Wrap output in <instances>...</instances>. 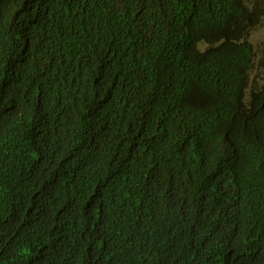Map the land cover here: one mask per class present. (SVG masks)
<instances>
[{
    "label": "trees",
    "instance_id": "1",
    "mask_svg": "<svg viewBox=\"0 0 264 264\" xmlns=\"http://www.w3.org/2000/svg\"><path fill=\"white\" fill-rule=\"evenodd\" d=\"M259 0H0V264H264Z\"/></svg>",
    "mask_w": 264,
    "mask_h": 264
},
{
    "label": "rangeland",
    "instance_id": "2",
    "mask_svg": "<svg viewBox=\"0 0 264 264\" xmlns=\"http://www.w3.org/2000/svg\"><path fill=\"white\" fill-rule=\"evenodd\" d=\"M264 6V0H259ZM251 42L253 43L254 47L256 50H263L264 49V25H259L255 28L252 34V39ZM263 70V75H264V69ZM259 74L257 72L253 73L251 76V81L256 82L258 85H261L264 83V80H262V77L258 76Z\"/></svg>",
    "mask_w": 264,
    "mask_h": 264
},
{
    "label": "clouds",
    "instance_id": "3",
    "mask_svg": "<svg viewBox=\"0 0 264 264\" xmlns=\"http://www.w3.org/2000/svg\"><path fill=\"white\" fill-rule=\"evenodd\" d=\"M252 76V75H251ZM262 80H264V78L262 79ZM264 84V83H263ZM263 84H261V85H263ZM250 85L251 86H255V87H260L261 85H258L255 81L254 82H252L251 80H250Z\"/></svg>",
    "mask_w": 264,
    "mask_h": 264
}]
</instances>
